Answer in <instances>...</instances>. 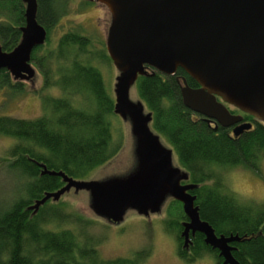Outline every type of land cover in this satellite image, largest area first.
<instances>
[{"label": "trees", "instance_id": "1", "mask_svg": "<svg viewBox=\"0 0 264 264\" xmlns=\"http://www.w3.org/2000/svg\"><path fill=\"white\" fill-rule=\"evenodd\" d=\"M68 3L37 0V20L45 27L47 37L31 52V62L43 78L40 89L57 87L61 95L42 96L43 112L33 119L0 115V134L14 141L0 156L2 178L10 185L0 204V264H144L145 250L129 256L102 257L83 230L56 229L59 219L53 220L54 228L46 227L52 218L40 217L45 204L35 214L26 209L44 192L63 185L61 177L41 174L37 163L83 179L120 149V144H112L108 120L114 113V97L106 90L97 67V62H110L103 41L83 34L79 28L62 32L50 41L59 19L67 13ZM24 8L21 0H0V45L4 51L12 50L20 40ZM181 76L189 86H198L181 68L173 75L149 70L138 76L134 85L138 98L152 114L150 126L173 149L189 181L198 184L193 193L201 219L217 235L241 237L231 243L235 247L232 254L241 264H264V202L238 199L217 176L223 168L239 165L259 171L264 158V123L256 121L237 136L227 127L215 128L211 121L183 105ZM5 88L24 89L22 81L14 80L2 68L0 89ZM167 218L166 228L174 234L180 257L193 261L211 254L215 264H221L218 251L204 242L200 232L190 237L187 248L182 247L179 234L181 222L187 217L179 201L170 200Z\"/></svg>", "mask_w": 264, "mask_h": 264}, {"label": "water", "instance_id": "2", "mask_svg": "<svg viewBox=\"0 0 264 264\" xmlns=\"http://www.w3.org/2000/svg\"><path fill=\"white\" fill-rule=\"evenodd\" d=\"M25 23L21 37L10 51L0 45V69L14 80L32 79L33 48L43 45L45 27L37 20V0H21ZM110 13L106 52L118 71L113 86V111L130 124L134 138L135 166L128 173L104 179H76L62 170L37 163L41 174L61 177L63 185L44 192L27 210L35 214L47 200L56 201L71 188L86 190L96 216L120 223L131 209L149 216L161 211L170 198L181 203L187 220L181 222L182 247L195 232L218 251L221 264H241L232 254L241 237L216 234L199 215L197 183L185 182L188 172L173 163V149L150 126L152 114L140 99L130 97L138 76L149 70L173 75L181 68L198 86L181 76L180 94L185 107L222 127L242 120L226 105L264 123V0H95ZM250 122L233 127V135L250 129Z\"/></svg>", "mask_w": 264, "mask_h": 264}, {"label": "rangeland", "instance_id": "3", "mask_svg": "<svg viewBox=\"0 0 264 264\" xmlns=\"http://www.w3.org/2000/svg\"><path fill=\"white\" fill-rule=\"evenodd\" d=\"M68 2L67 13L59 19L54 32L50 35V41L54 42L62 32L79 28L83 34L93 35L95 39L103 41L105 47V38L110 24V13L107 8L95 0H68ZM105 61H101L100 64L97 62V67L102 73L106 90L114 97L113 86L118 71L111 60ZM32 65L36 74L32 79L22 81L24 88L22 91L0 89V115L33 119L43 112L42 96L61 95V90L57 87L40 89L43 78L37 67L33 63ZM130 97L134 100L139 99L135 85L130 89ZM108 120L112 144H120V149L109 161L91 170L83 179L100 180L118 176L128 173L135 166L134 138L130 132L129 122L115 113H111ZM161 140L170 147L166 140L163 138ZM13 142L12 138L0 134V156L5 155L7 148ZM173 163L181 167L174 152ZM3 173V169H0V204L6 197V189L10 187L5 183L6 179L2 178ZM217 176L238 196V199L253 200L258 204L264 202V158L261 160L258 172L239 165L223 168ZM170 200L168 198L164 202L160 212L149 216L139 215L129 209L124 219L114 224L93 213L89 207V194L86 190L75 192L71 188L58 200H47L40 217L52 218L48 223L46 222V227L54 228L55 222L59 219L56 229L77 227L83 230V233L96 243L99 254L105 258L129 256L135 251L145 250L147 256L144 264H215L211 254L198 257L193 261L180 257L174 234L166 228Z\"/></svg>", "mask_w": 264, "mask_h": 264}, {"label": "flooded vegetation", "instance_id": "4", "mask_svg": "<svg viewBox=\"0 0 264 264\" xmlns=\"http://www.w3.org/2000/svg\"><path fill=\"white\" fill-rule=\"evenodd\" d=\"M29 80H30V79H29ZM27 81H28V80H27ZM226 106H227V108L229 109V111H230L231 113H233V114H237V115H241V116H242V120H241L240 122H237V123H235V124H233V125L227 126V128H228L231 132H232L233 127L236 126L237 124L241 123V122H250L251 124H253L254 122L257 121V120L254 119V118H247L243 112L239 111L238 109H236L235 107H233V106H231V105H226ZM211 122H212L214 125L216 124V122H215L214 120H211ZM258 122H260V121H258ZM218 125H219V124H217V126H218ZM185 182H190V181H189V178H188V180L183 181V183H185ZM193 191H194V190H193ZM193 191H192V193H193ZM186 220H187V219H186ZM221 259H222V258H221Z\"/></svg>", "mask_w": 264, "mask_h": 264}]
</instances>
